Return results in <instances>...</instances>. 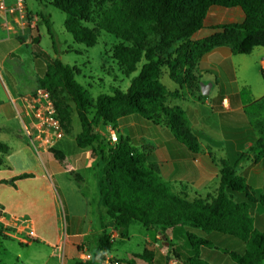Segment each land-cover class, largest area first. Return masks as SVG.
Masks as SVG:
<instances>
[{"label":"trees","instance_id":"obj_1","mask_svg":"<svg viewBox=\"0 0 264 264\" xmlns=\"http://www.w3.org/2000/svg\"><path fill=\"white\" fill-rule=\"evenodd\" d=\"M50 5L67 15L65 28L76 43L94 47L103 33L111 35L116 42L113 60L121 73L127 78L138 73L130 79L126 90L116 88L111 94L92 99L76 80L74 67L58 58L53 60L42 51L39 36L32 41L35 58H41L46 66L39 88L49 91L66 135L73 129V107L64 95L71 98L81 127L76 146L90 149L95 157L99 199L119 235L127 237L123 228L134 221L165 237L172 230L177 239L188 244L184 264H210L201 258V247L214 248L205 235L217 232L244 243L242 253L223 250L232 262L264 264V216L253 215L252 211L256 205L264 210V191L257 195L240 174L242 162L250 161L251 156L254 163L264 158L263 120L242 124L239 120L244 117L239 112L221 115L224 127L248 125L260 137L236 162L220 160L219 186L214 195L204 198L191 197L164 181L129 138L106 142L98 130L100 126L116 128L120 119L139 114L157 125H166L179 142L198 152L201 146L191 132L184 110L169 104L178 92H170L162 83L163 71L167 70L170 79L182 85L196 59L198 63L204 53L216 46H229L235 54H250L255 47L264 46V0H51ZM212 6L240 7L245 21L216 26L222 30L220 33L192 41L193 34L204 27ZM44 20L55 47L49 21ZM263 105L264 101L260 105L264 111ZM7 152L9 146L0 142V164L1 154ZM52 152L59 159L56 150ZM29 176L23 174L17 179ZM186 228L184 234L179 233ZM188 229L197 231V235ZM112 241L111 234L102 232L99 252H111ZM137 260L165 264L167 256L160 250L145 249L128 264Z\"/></svg>","mask_w":264,"mask_h":264},{"label":"crops","instance_id":"obj_2","mask_svg":"<svg viewBox=\"0 0 264 264\" xmlns=\"http://www.w3.org/2000/svg\"><path fill=\"white\" fill-rule=\"evenodd\" d=\"M39 17L41 15L29 9L26 0H0V64H2L0 80L2 79L3 82L0 84V142L9 146V152L1 154L3 162L0 167L6 166L10 168L8 171L12 172L10 179H0V189H2L0 210H5L11 216L5 194L12 192V187L18 190L22 180L17 179L19 176L23 174L33 176L24 167H17V164H22L19 157L23 158V151L32 153V146L23 132L22 122L17 115V106L12 103L11 98L27 95L39 88L41 75L38 61L41 59L35 58L32 44L39 33V27L36 26ZM244 21L245 14L240 7L212 6L204 19V27L194 33L191 39L195 42L207 39L222 31L215 28L216 26ZM34 28L37 30L36 36H34ZM9 43L13 44V47H9L6 51L3 45ZM13 58L20 65L19 79H24V83L15 79L17 75H14V71L5 66V63ZM26 59L32 60L31 74L21 69ZM1 70L6 71L10 77L11 86L6 85ZM189 71L190 76H185L188 80L182 85L170 79L167 70L163 71L161 80L170 92H178L177 97L169 99V104L184 110L191 132L201 146L198 152L191 151L185 144L179 142L166 125H157L139 114L120 119L114 129L118 137L130 139L131 145L144 155L147 164L151 165L164 181L172 184L178 191H186L191 197L197 195L204 198L219 186L220 160L228 159L233 163L236 162L239 156L260 137L259 133L248 125L224 127L221 123V115L239 112V115L244 117L239 122L251 124L257 118H251V113L247 114L249 109L256 107L259 113L263 111L260 105L264 101V46L255 47L250 54H235L229 46H216L204 53L198 63L196 59ZM197 76L199 86H197ZM165 77L173 83L169 84V87L163 82ZM201 84H211L207 94L202 93ZM199 87L200 92L197 91ZM255 112L252 116L256 115ZM260 120L264 121V118ZM213 131L215 136L211 134ZM197 132L203 137L198 136ZM75 139L76 137L72 138L65 134L58 143L55 150L60 159H57L53 152H45L41 155L44 171L50 178L59 177L63 183L67 174L73 175L76 181L79 180L78 189H87V192L79 194L81 201L85 205L92 203L96 205L95 227L92 220L86 219V211L83 215L72 218L74 220L67 224L66 233L69 240L71 239V245L80 238L89 237L92 232L99 235L104 232L102 220L105 215V208L100 204L97 188L99 173L93 167L95 157L90 149H79ZM14 156H16L15 160L9 161V158ZM252 158L253 156L250 161L241 163L240 171L248 184L260 194L264 191V158L258 163H254ZM51 185H54L52 179ZM258 209L259 211L256 212H259L258 216H264V210L261 207ZM28 220L33 225V233L42 238L41 233L40 235L37 233L35 221ZM57 225L60 227L59 219ZM211 235V233L207 234L205 238L209 236L207 239L213 243ZM238 244V248L244 249L243 242ZM203 251L201 247V257ZM161 252L164 254L163 251ZM139 262L149 264L142 260H137L134 264ZM208 263L235 264L227 255H224L218 263L213 261Z\"/></svg>","mask_w":264,"mask_h":264},{"label":"rangeland","instance_id":"obj_3","mask_svg":"<svg viewBox=\"0 0 264 264\" xmlns=\"http://www.w3.org/2000/svg\"><path fill=\"white\" fill-rule=\"evenodd\" d=\"M26 1L29 9L41 15L36 26L39 27V45L42 51L47 53L53 60L58 58L64 64L74 67L76 69V80L84 87L90 98L96 99L100 94H111L116 88L122 90L128 88L130 79L138 73L127 78L119 70L113 60V47L116 43L114 37L103 33L98 44L94 47L78 44L65 28L67 15L50 5L51 0ZM42 16L49 21L55 47L48 32L47 22ZM34 31V36H36V28H34ZM3 47L7 51L9 47H13V44L9 43L3 45ZM25 61L26 63L21 65V69L31 74L33 71L32 60L26 59ZM38 62H40L38 68L42 76L46 69L45 62L43 60ZM6 65L14 71V75H17L15 79L24 83V79H19L20 65L17 64V60L14 58L8 60L5 63ZM1 67L2 64H0ZM1 75L6 85H10V77L6 74V71L1 70ZM0 81L2 82V79ZM163 82L168 87L169 84H173L167 77L163 79ZM0 84H3V82ZM197 86H199L198 76ZM197 91L200 92V87L197 88ZM64 98L73 107V129L69 135L73 138L76 137L75 135L78 134L77 132L80 131L81 127L71 98L68 95H64ZM258 111L259 109L254 107L249 109L248 113H251V118H264L263 111L260 113ZM253 112L256 115L252 116ZM110 127L112 126H100L98 129L106 142H110ZM23 132L25 134L24 128ZM197 133L198 136L203 137V135H199L200 132ZM211 134L215 136L214 131ZM73 144L74 142H72ZM31 150L32 153L23 151L24 159L19 157L22 164H17V167H24L33 176L30 175L28 179H22L18 190L12 187V192L5 194L7 208L12 216L5 210H0V264H105L108 257L121 260L123 264H128V261L134 255L142 254L145 249L163 251L167 256L165 264H184V258L189 253L188 244L184 239H177V235L175 236L172 230H168V236L164 240L162 234L134 221L123 228V231L127 233V237H122L107 218L106 209H104L105 215L103 216L102 227L104 226V231L111 234L113 238L111 252H99L98 250V239L102 233L99 235L92 232L89 237L80 238L71 245V239L69 240L66 233L67 224L74 220L72 218L83 215L86 211V219L88 221L92 220L95 227L97 225L96 205L94 203L85 205L81 201L79 194L87 192V189H78L79 180L76 181L73 175L67 174V178L63 180V183L59 180V177L50 178L49 174L44 171L42 157L38 156L32 148ZM15 157H10L9 161L12 159L14 161ZM6 160H8L7 156ZM47 167H49L48 163ZM8 169L10 168L6 166L0 167V179H10L12 172H9ZM42 174H45V176H42ZM51 179L55 186L51 185ZM216 189L208 195H214ZM256 193L259 194V192ZM258 208L257 205L253 207V214H259V212L256 213L259 211ZM28 219L35 221L37 233L39 235L41 233L42 238L33 233V225ZM58 219L60 220V227L57 225ZM186 230L187 228L185 230L180 229L179 233L184 234ZM189 231L197 235V231ZM211 234L214 248L203 246L204 251L201 258L205 261L220 262L225 255L223 250L235 251L236 253L243 252V249L238 248V243H242L241 240L217 232ZM207 238L209 236H206ZM170 245L173 249L170 248L169 250ZM177 253L181 255L180 258L177 257ZM138 264L146 263L139 262Z\"/></svg>","mask_w":264,"mask_h":264},{"label":"built area","instance_id":"obj_4","mask_svg":"<svg viewBox=\"0 0 264 264\" xmlns=\"http://www.w3.org/2000/svg\"><path fill=\"white\" fill-rule=\"evenodd\" d=\"M11 101L17 106V115L34 152L40 157L45 152H52L64 138L65 131L49 91L37 88L27 95L13 97ZM109 131L110 142H117L119 137L115 129L110 127ZM105 264H123V262L108 257Z\"/></svg>","mask_w":264,"mask_h":264},{"label":"water","instance_id":"obj_5","mask_svg":"<svg viewBox=\"0 0 264 264\" xmlns=\"http://www.w3.org/2000/svg\"><path fill=\"white\" fill-rule=\"evenodd\" d=\"M209 87H211V84H208V85L201 84L202 93L207 94L209 92ZM163 239L165 240L166 237L163 236Z\"/></svg>","mask_w":264,"mask_h":264}]
</instances>
